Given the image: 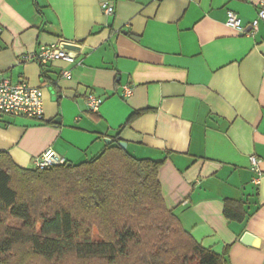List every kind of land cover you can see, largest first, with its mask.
I'll use <instances>...</instances> for the list:
<instances>
[{"label": "crops", "instance_id": "0c3cea01", "mask_svg": "<svg viewBox=\"0 0 264 264\" xmlns=\"http://www.w3.org/2000/svg\"><path fill=\"white\" fill-rule=\"evenodd\" d=\"M261 2L0 0V81L41 88L44 109L0 114V151L25 168L50 148L77 164L118 136L135 157L163 161L166 205L200 245L225 264H264V20L250 33ZM229 10L244 31L226 24ZM52 44L76 61L42 64ZM90 92L103 99L97 112ZM227 203L244 218H228Z\"/></svg>", "mask_w": 264, "mask_h": 264}, {"label": "trees", "instance_id": "16d2710c", "mask_svg": "<svg viewBox=\"0 0 264 264\" xmlns=\"http://www.w3.org/2000/svg\"><path fill=\"white\" fill-rule=\"evenodd\" d=\"M119 142L45 169L0 151V264H225L167 207L163 161L137 158ZM230 205L226 216L243 219Z\"/></svg>", "mask_w": 264, "mask_h": 264}, {"label": "built area", "instance_id": "2783aa9c", "mask_svg": "<svg viewBox=\"0 0 264 264\" xmlns=\"http://www.w3.org/2000/svg\"><path fill=\"white\" fill-rule=\"evenodd\" d=\"M102 9L106 15H112L114 13L113 2H103ZM261 20H264V2L260 3L258 15L251 22V34H255L258 31ZM226 24L239 31H244L242 19L232 10L228 11ZM36 57L42 64H48L54 60H65L70 63L76 61V54L60 44L41 46ZM62 74L66 78L72 77L69 70L63 71ZM132 94L133 88L125 85L123 87V95L129 97ZM102 103L103 99L101 97L91 92L87 95V106L91 112H97ZM43 113V92L41 88L31 87L26 82L13 84L8 79L0 81V114L41 119ZM66 161L64 156L50 148L34 160L31 168L45 169L52 165L63 164ZM261 162L262 159L260 157L256 155L250 156L251 169L256 173L254 182L257 184L260 183V178L263 174L260 165Z\"/></svg>", "mask_w": 264, "mask_h": 264}, {"label": "water", "instance_id": "95a60500", "mask_svg": "<svg viewBox=\"0 0 264 264\" xmlns=\"http://www.w3.org/2000/svg\"><path fill=\"white\" fill-rule=\"evenodd\" d=\"M106 141H107V142H110L109 139H107ZM119 145H120L121 147H123L124 149H126V147H127V144H126L125 142H123V141L119 142ZM251 237H252V236H251L250 233H245L244 236H243V238H242V241L245 242V243H249Z\"/></svg>", "mask_w": 264, "mask_h": 264}, {"label": "rangeland", "instance_id": "374dc122", "mask_svg": "<svg viewBox=\"0 0 264 264\" xmlns=\"http://www.w3.org/2000/svg\"><path fill=\"white\" fill-rule=\"evenodd\" d=\"M72 262H73V261H71V262L69 261V264H72Z\"/></svg>", "mask_w": 264, "mask_h": 264}]
</instances>
